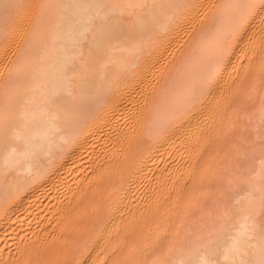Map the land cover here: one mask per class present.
<instances>
[{"label": "bare ground", "instance_id": "bare-ground-1", "mask_svg": "<svg viewBox=\"0 0 264 264\" xmlns=\"http://www.w3.org/2000/svg\"><path fill=\"white\" fill-rule=\"evenodd\" d=\"M71 216L64 264H264V0H0V264Z\"/></svg>", "mask_w": 264, "mask_h": 264}, {"label": "rangeland", "instance_id": "rangeland-1", "mask_svg": "<svg viewBox=\"0 0 264 264\" xmlns=\"http://www.w3.org/2000/svg\"><path fill=\"white\" fill-rule=\"evenodd\" d=\"M246 90L244 89L242 91V96H241V99L242 101L243 100H246ZM246 105H249V103H247ZM245 106V105H244ZM214 148L210 147L206 153V156H205V159L204 161L202 162V166H206L207 164H209L212 160H213V153H214ZM213 162V161H212ZM204 166V167H205ZM197 182L194 183V184H187L184 188H182L181 190V197L182 198H186L190 195H196V193L198 192V190L202 191L203 193H205L206 190H204V186L205 185H202L203 183H201L202 180H199L198 179L196 180ZM198 189V190H197ZM197 190V191H196ZM196 191V192H195ZM93 195H94V192H93ZM175 195V194H174ZM172 196V202L168 205V207L165 208V215L168 214L169 210L172 208V205H173V202L174 200L178 197V194L175 195V196ZM93 198V196H91ZM95 198L98 197L97 195L94 196ZM90 198V197H89ZM89 200V199H88ZM90 201V200H89ZM88 204V203H87ZM89 206V204L87 205ZM90 212V211H88ZM91 213V212H90ZM88 215V214H87ZM159 216V215H158ZM157 216V217H158ZM161 216V215H160ZM156 217V221L157 219H161V217L157 218ZM155 221V223H156ZM160 221V220H159ZM69 226H70V229H71V234L70 236L67 238L68 240V243L71 244L69 245L68 247H65V248H62L61 246H59L58 244H53L51 246H49L48 248H40L38 251H39V255L37 257V259H42L44 260V262H46L47 264H64L66 259L69 257V255L74 252L77 247H78V244H80V240H82V237H83V234H84V231L86 229L84 222L81 220V219H75L73 218L72 216L69 218ZM151 222V221H149ZM158 223V222H157ZM147 224H149L147 222ZM150 225V224H149ZM151 226V225H150ZM149 229H151V227H149ZM135 239H133L135 241H137V238L138 236H136L135 234ZM77 245V246H76ZM126 254V252H125Z\"/></svg>", "mask_w": 264, "mask_h": 264}]
</instances>
